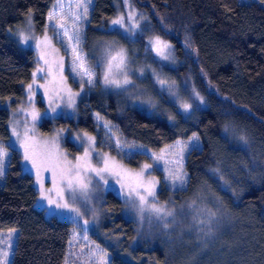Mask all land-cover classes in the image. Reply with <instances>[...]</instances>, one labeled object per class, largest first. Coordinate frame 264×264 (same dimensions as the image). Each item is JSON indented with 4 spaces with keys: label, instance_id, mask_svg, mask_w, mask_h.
I'll return each mask as SVG.
<instances>
[{
    "label": "trees",
    "instance_id": "1",
    "mask_svg": "<svg viewBox=\"0 0 264 264\" xmlns=\"http://www.w3.org/2000/svg\"><path fill=\"white\" fill-rule=\"evenodd\" d=\"M52 1L0 0V99L22 97L35 60L8 29L30 14L36 32L48 31ZM131 1L140 19L124 32L111 28L116 0H93L83 48L90 61L98 59L97 83L89 89L72 83L80 99L67 119L126 164L148 165L159 178L156 202L164 212L149 210L143 222L125 211L123 197L103 193L102 225L119 237L117 245L100 243L108 264H264V0ZM100 38L114 39L125 54L110 76L128 70L126 92L104 81L108 61L93 46ZM157 38L170 48L167 61L152 53ZM8 119L0 108V141L8 151L0 230H18L10 264H62L71 224L34 207L32 177L7 145ZM192 134L201 147L186 156V186L167 190L135 148L156 152ZM63 143L72 147L67 138Z\"/></svg>",
    "mask_w": 264,
    "mask_h": 264
},
{
    "label": "rangeland",
    "instance_id": "2",
    "mask_svg": "<svg viewBox=\"0 0 264 264\" xmlns=\"http://www.w3.org/2000/svg\"><path fill=\"white\" fill-rule=\"evenodd\" d=\"M261 4L264 7V2ZM92 5L93 0H53L45 17L48 31L36 32L30 14L7 31L17 46L33 51L35 55L30 80L23 85L22 97L15 103L12 98L0 99V108L7 109L9 114L7 145L18 151L21 171L32 177L37 193L34 207L48 217L71 224L62 264H108L109 253L100 243L117 245L119 237L102 225L101 201L104 192L110 191L123 197L125 211L139 222L144 221L152 205L158 207L157 175L143 166L126 164L118 154L99 146L94 134L80 130L67 121L76 116L74 108L80 99L75 96L73 84L89 89L97 83L98 74L94 65L98 59L90 61L83 48ZM116 8L111 28L124 32L136 29L140 19L137 6L131 0H116ZM118 19L121 23L113 24ZM163 44L166 43L162 42L158 51L157 41H154L151 44L152 53L163 56L161 59L167 61L165 57L170 48H164ZM93 46L103 63L121 51V46L110 38L97 39ZM88 73H91V84L88 83ZM128 77L127 70L111 75L110 79L119 81V86L114 84L115 87L120 92H126L131 84ZM125 79L129 83H124ZM30 84L31 90L28 88ZM46 120L50 123L48 131L41 128ZM110 136L113 137L112 134ZM63 138L70 141V149L64 146ZM200 147L197 135L192 134L156 152L143 146L136 147L135 151L147 157L155 171L160 173L167 190L178 191L186 186V156ZM0 151L3 152L0 166L4 171L8 151L1 141ZM26 152L29 159H25ZM62 173L65 177H75L78 173L87 188L81 189L75 180L69 188L67 179L61 178ZM174 175H180L181 180H174ZM2 183L3 175L0 176V185ZM131 189L135 192L130 193ZM148 191L154 195H148ZM137 193L145 197L146 203L141 204ZM74 209H78L79 214ZM17 233V229L0 230V264H10Z\"/></svg>",
    "mask_w": 264,
    "mask_h": 264
},
{
    "label": "snow or ice",
    "instance_id": "3",
    "mask_svg": "<svg viewBox=\"0 0 264 264\" xmlns=\"http://www.w3.org/2000/svg\"><path fill=\"white\" fill-rule=\"evenodd\" d=\"M80 5H77V7H79ZM85 11H87L86 7H85ZM121 23V20H115L113 21V24H120ZM162 44V42L159 40V38H157V45H158V51L160 50V45ZM164 48H167L169 47L168 45L166 44H163L162 45ZM79 58V57H78ZM167 58V57H165ZM124 60H125V54L123 52V50H121L119 53H117L116 55H113L110 57L109 61H108V65H107V68L108 70L106 71L105 75H104V81L105 83H112V84H116L117 86H119V81L117 80H113V79H110V74H111V71H112V68H113V62H116L115 63V67L117 69L121 68V66L124 64ZM81 67H83V64H81ZM38 71H42V69H38ZM85 71L87 72V70L85 69ZM89 75V80H88V83L91 84L92 83V80H91V73H88ZM124 83H129V81L127 79H125ZM161 84H164L165 81H160ZM28 88L29 90H31L32 88V85H28ZM191 107V105L185 103L183 104V108L185 110H188L189 108ZM194 139H196V137H194ZM87 155V153H85ZM3 155V152L0 151V156ZM25 159H29L28 155H27V152H26V155H25ZM34 163V166H35V162ZM145 167H149L148 165H145ZM3 175V169H2V166H0V176ZM61 178L64 179L66 178L67 179V183H68V186L69 188H72V185H73V181L75 180V182L80 186L81 189H86L87 188V185L84 184L82 182V180L80 179L79 177V174L77 173V175L75 177H71V176H68V177H65L64 174L62 173L61 174ZM173 179L176 180V181H179L181 180V176L180 175H174L173 176ZM51 191V190H49ZM131 192H135V189H131L130 190V193ZM137 195H139L137 193ZM148 195H154V193H152L151 191H148ZM139 200L141 202V204L143 205L144 203H146V200H145V197L143 195H139ZM51 202V201H50ZM60 206V205H58ZM63 207H67V205H63ZM151 210L156 212V213H163L164 212V209L163 208H160V207H156L155 205H152L151 206ZM74 211H77V213L79 214V210L78 209H74ZM167 215H171V213H167ZM167 226V225H165Z\"/></svg>",
    "mask_w": 264,
    "mask_h": 264
},
{
    "label": "crops",
    "instance_id": "4",
    "mask_svg": "<svg viewBox=\"0 0 264 264\" xmlns=\"http://www.w3.org/2000/svg\"><path fill=\"white\" fill-rule=\"evenodd\" d=\"M4 172H5V169H4V171H3V176H4Z\"/></svg>",
    "mask_w": 264,
    "mask_h": 264
}]
</instances>
